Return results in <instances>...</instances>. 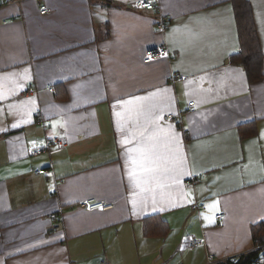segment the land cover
<instances>
[{
	"label": "crops",
	"instance_id": "obj_1",
	"mask_svg": "<svg viewBox=\"0 0 264 264\" xmlns=\"http://www.w3.org/2000/svg\"><path fill=\"white\" fill-rule=\"evenodd\" d=\"M136 1L0 0V264H206L254 248L264 58L253 80L236 60L232 0ZM248 1L264 52V0ZM156 45L172 57L145 63Z\"/></svg>",
	"mask_w": 264,
	"mask_h": 264
},
{
	"label": "trees",
	"instance_id": "obj_2",
	"mask_svg": "<svg viewBox=\"0 0 264 264\" xmlns=\"http://www.w3.org/2000/svg\"><path fill=\"white\" fill-rule=\"evenodd\" d=\"M232 1L241 39V51L236 55V60L246 69L250 79L261 78L263 76L262 64L264 52L260 46L251 4L248 0ZM251 128L252 130L248 134L254 135L256 132L255 126H251ZM252 233L254 238L253 246L255 247L257 244L264 245V220L252 226ZM261 254V249H255L235 255L237 256V260H234L235 256H232L216 264H257V259Z\"/></svg>",
	"mask_w": 264,
	"mask_h": 264
},
{
	"label": "built area",
	"instance_id": "obj_3",
	"mask_svg": "<svg viewBox=\"0 0 264 264\" xmlns=\"http://www.w3.org/2000/svg\"><path fill=\"white\" fill-rule=\"evenodd\" d=\"M16 1L20 2V3L22 2V0H16ZM134 7L138 8V9L160 11V0H138L134 3ZM40 11L42 14H48L51 12V8L47 4L40 2ZM167 26H168L167 21H165L164 19L159 20L158 27L161 31H165ZM171 57H172V53L167 46L156 45V46L150 47L146 50L144 57H143V61L145 63H151L153 61H156V60H159L162 58H171ZM185 79H187V76L184 74H181V73H173L170 76V81L172 83L177 82L179 80H185ZM49 89L53 90V87L49 86ZM195 105H196L195 101H191L189 103L190 110H194ZM173 118H174V114H172V113L168 114L165 117L166 120L167 119L171 120ZM39 120H40L41 124H44V121L41 118ZM56 145H57V147L53 150H51L49 146H46L45 148L33 149L30 151V153L32 155H37L39 153L48 152V150L50 152H55L63 145L62 141L57 140ZM40 172H44V171H37V173H40ZM201 178H202V175H200V174L197 176H192L189 178L187 183L190 186H196V184L198 183V181ZM81 206L86 207L88 209L99 208L102 210H108V209H111L113 207V204H108L104 201H98V200H95V198H91L85 202H82ZM192 208L196 213L199 214L205 208V204L202 202L201 199L197 198L196 201L194 202V204L192 205ZM52 217L54 218V217H56V215L53 214ZM223 217H224V213H219L217 215L218 219H223ZM190 244L194 247L201 246V245L206 246L207 240L204 236L201 238H192L190 240ZM255 249H261L262 250L261 256L257 259V264H263L264 263V245L257 244L252 250H255ZM233 259L237 260V256H235ZM216 262L217 261H216V258L214 257V255L212 253L208 252L206 264H216ZM101 264H107V262L105 260H103L101 262Z\"/></svg>",
	"mask_w": 264,
	"mask_h": 264
},
{
	"label": "snow or ice",
	"instance_id": "obj_4",
	"mask_svg": "<svg viewBox=\"0 0 264 264\" xmlns=\"http://www.w3.org/2000/svg\"><path fill=\"white\" fill-rule=\"evenodd\" d=\"M137 99H142V98H137ZM119 115V114H117ZM122 143H127V141H123ZM136 161H133V164H136ZM155 162L150 160L147 156L144 157L143 162L141 163V168L144 172L146 173H153L155 171V169L153 167H149V166H145V165H150V164H154ZM130 177H133L135 175L134 172H130L129 173Z\"/></svg>",
	"mask_w": 264,
	"mask_h": 264
}]
</instances>
